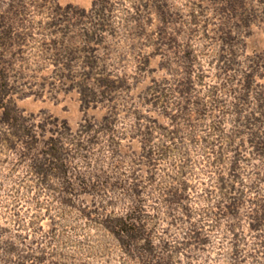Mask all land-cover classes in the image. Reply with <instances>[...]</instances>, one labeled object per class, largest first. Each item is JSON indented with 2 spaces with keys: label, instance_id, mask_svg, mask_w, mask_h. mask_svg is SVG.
Returning a JSON list of instances; mask_svg holds the SVG:
<instances>
[{
  "label": "rangeland",
  "instance_id": "1",
  "mask_svg": "<svg viewBox=\"0 0 264 264\" xmlns=\"http://www.w3.org/2000/svg\"><path fill=\"white\" fill-rule=\"evenodd\" d=\"M0 264H264V0H0Z\"/></svg>",
  "mask_w": 264,
  "mask_h": 264
}]
</instances>
